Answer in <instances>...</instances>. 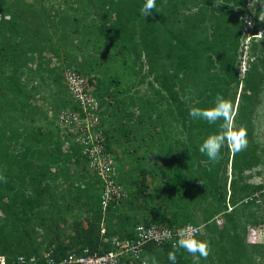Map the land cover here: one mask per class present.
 <instances>
[{
    "label": "trees",
    "instance_id": "trees-1",
    "mask_svg": "<svg viewBox=\"0 0 264 264\" xmlns=\"http://www.w3.org/2000/svg\"><path fill=\"white\" fill-rule=\"evenodd\" d=\"M57 4L48 18L33 2L0 0V257L11 263L19 255L28 258L49 249L55 259L81 248L105 252L109 240L133 237L138 225L191 224L202 227L196 238L210 246L200 264H264V246L246 242V224L255 218L249 206L238 205L223 214L220 225L214 222L227 209V191L228 203L234 205L255 189L248 180L264 171V149L253 123L264 92V39L253 44L257 55L237 93L238 16L244 0H156L154 13L146 18L141 12L143 0ZM43 47L57 66L43 57ZM90 61L96 67L106 61L110 68L113 63L137 76L129 79L125 91L113 89L109 81L106 88L100 87L102 79L95 70L86 79L99 102L111 100L112 111L101 107L98 126L115 165L114 146L124 151L122 140L125 148L134 141L121 115L131 116L134 110L140 115L137 122L145 119L149 131L144 143L133 147L132 157L143 151L152 160L151 167H139L135 179L119 178L116 167V182L128 190L131 180L133 190L104 211L99 201L101 182L78 147L72 143L64 147L70 138L60 134L56 113L48 115L53 110H78L67 92L64 72L91 73ZM144 81L145 94L138 89ZM217 94L232 104L227 122L210 125L189 115L193 107H213ZM128 96L136 107L124 100ZM37 97L50 106L37 107ZM108 116L112 122L107 129ZM222 128L227 129L228 139L220 158L210 161L199 148ZM240 128L246 131L247 147L235 151L232 133ZM156 177L162 186L154 185L150 192L149 183ZM161 189L165 196L156 201ZM39 231L41 241H37ZM173 250L147 243L140 255L150 264L161 252L169 262ZM186 253L176 250V264H194Z\"/></svg>",
    "mask_w": 264,
    "mask_h": 264
},
{
    "label": "built area",
    "instance_id": "built-area-1",
    "mask_svg": "<svg viewBox=\"0 0 264 264\" xmlns=\"http://www.w3.org/2000/svg\"><path fill=\"white\" fill-rule=\"evenodd\" d=\"M239 44L236 54V71L239 86L254 61L253 44L264 39V0H244V9L238 16ZM64 80L69 96L77 105L78 110L64 109L56 113V123L60 134L70 138L65 142L78 147L80 154L86 160L88 169L101 182L100 206L102 211L108 205H117L126 198V191L116 182V165L114 159L104 144V136L99 128L101 106L93 95L91 85L76 72L66 70ZM255 189L237 199L234 205L228 203L229 190L226 193L227 209L214 217L216 225L222 223L223 214L228 213L238 205L249 206L253 211L254 221L246 224V242L249 245L264 246V171L261 175L248 180ZM186 224L180 227H170L164 224L138 225L134 228L131 238H112L110 249L105 252L91 251L88 248L67 251L55 259L52 249L42 250L38 256H17L11 263H6L0 257V264H147L140 255L141 249L147 243L159 246L177 244L180 232L190 231ZM194 226V225H192ZM200 228V226H197ZM103 233V230H101ZM200 233V231H199ZM198 233V234H199ZM106 241V240H105Z\"/></svg>",
    "mask_w": 264,
    "mask_h": 264
},
{
    "label": "rangeland",
    "instance_id": "rangeland-1",
    "mask_svg": "<svg viewBox=\"0 0 264 264\" xmlns=\"http://www.w3.org/2000/svg\"><path fill=\"white\" fill-rule=\"evenodd\" d=\"M26 1L33 2V4L35 5V7L38 9V10L37 9L36 10L39 11L40 13H42L41 14L42 16L44 15L45 17L51 18V16L54 14V10L56 8V5H58L57 3H59V1H61V0H26ZM98 1H104V0H98ZM67 23H68V21H67ZM236 32H237V30H236ZM55 36H56L55 34L54 35L52 33L49 34V37L52 38V40L55 39ZM65 39H66V37L63 39V42H65ZM73 44H75V42H73ZM77 45H78V43L75 44V46H77ZM42 49H43L42 52H44V56L43 57L45 59H47V58L49 59L50 57H48V56H49V53L50 52L47 51V49L45 47H43ZM110 50L111 49H109V51ZM256 50H257V48H256ZM256 50H255V54L257 55ZM108 54L111 55V52H109ZM34 59L36 60V57ZM34 59H33L34 62L31 63V68L32 69L34 68L33 63H35V60ZM77 59H78L77 61H79V62L81 61V58L79 56L77 57ZM94 64L95 63H93V62L90 61L89 65H91V66H89L88 68L91 69V73L86 71V72H84V74H82L83 76L82 75L81 76L84 77L85 79H87V77H89L90 75H93V72L95 70V72H94L95 76L96 77H99L100 79H102L101 83L99 81V84H102L100 87H105L106 88L108 86L107 83L109 81V84L112 85V88L113 89L115 88L117 90H124L125 91V90H127L128 86H129V79L131 78L133 80H136V78H137V76H134V73L133 72H131V71L128 72V70H125L126 72H123L124 70L121 67L118 68L113 63H112V66L110 65V68H109V64H107L106 61H104L103 63L100 64L101 67H99V66L96 67ZM50 65L55 67V66L58 65V61L55 58H52L51 57L50 58ZM121 70H123V71H121ZM123 73H126V74L125 75H122ZM107 76H111V78L109 80H107L106 79ZM115 76H117L118 79L119 80L121 79V80L119 82H117L116 79H113ZM116 82H117V84H116ZM145 83H146V81H144L143 84L139 85L138 89H139L140 93L145 94V93L148 92V89H147V86H146ZM91 87H92V84H91ZM241 87L242 86H239L238 85L237 93H239V91L241 90ZM64 92H65V90H64ZM65 94H66V92H65ZM111 99L114 101L113 98H111ZM128 99H129V96L126 97V98L124 97V100L126 102H128L129 104H131L133 107H136L138 105L131 98L129 99V101H128ZM104 100H101L100 101V104L102 105L101 107L104 108V110L107 113L108 112L111 113L112 109L109 108L111 106V104L108 103V101H111V100H109V99H106L105 101ZM236 102H237V96H236V101L234 102V108H235ZM34 104L37 107H39V108H45V107L50 106L49 104H43V103H41V100H39L38 97L36 98ZM53 111H49L48 115L50 117L52 115H54L55 113H57L55 110H53ZM134 112H135V114H133L131 116H127L128 113L125 114V115H121L122 116L121 119L124 122H126L127 125L130 126V129H131L130 131L132 132V135L134 136L133 137L134 138V141H133V144L134 145L133 146L137 148L139 145H142L144 143V141L146 139V135H147L149 129L146 126L147 123L145 122V119H143V122L142 123H138L137 122V120H139V116L140 115L138 116V112L137 111L134 110ZM106 118L107 119H106V125H105V127L108 129V127H109L108 126V123L110 124L112 122L111 121L112 118L110 116H108ZM253 123H254V127H255L254 133L257 136L256 137L257 138V141L259 142V144H261V149H264V92H262V94L260 96V100L258 101V103L255 106V111H254V116H253ZM55 124L57 125L56 120H55ZM228 126H230V122L228 123ZM112 144L114 145V142ZM112 144H111V146L113 147ZM115 146H114V149H116ZM137 158H138V161H139V162L136 163V165H137L136 167L137 168H139V166L140 165H143V164H148V167L149 166L151 167V163H152L151 161L152 160H151V155L149 153H148V155H145V153L143 151H139L138 154H137ZM71 168L74 169L73 166ZM227 172H228V170H227ZM84 178H86V176ZM162 183L163 182L159 181V178L156 177V179H154V181H152L151 183H149L148 190L150 192H152L154 185H156V186L157 185L162 186L161 185ZM128 190L130 192H132L133 187L131 188V184L129 185ZM128 190H126L127 193H128ZM164 193H165V190L164 189H161L160 194L158 195V197L155 200L156 201H159L160 199H162L165 196ZM154 205H155V203H154ZM77 208H78V206L76 205V208L75 209H77ZM157 210L158 209L155 207V210L154 211H157ZM198 222H200V221H198ZM201 231H202V227L200 226V233H201ZM42 236H43L42 235V232L39 231L38 232L37 241H41ZM43 244L44 243H42L41 246ZM186 256H189V258H191L192 262L194 263L195 257H193L192 255H190L189 253H186ZM155 259L157 261V264H169V262L166 260V257L164 256V253H161L160 252L159 254L156 255V258ZM150 264H152L151 261H150Z\"/></svg>",
    "mask_w": 264,
    "mask_h": 264
},
{
    "label": "clouds",
    "instance_id": "clouds-1",
    "mask_svg": "<svg viewBox=\"0 0 264 264\" xmlns=\"http://www.w3.org/2000/svg\"><path fill=\"white\" fill-rule=\"evenodd\" d=\"M155 8L156 0H143L141 12L146 18L154 13ZM231 112V102L226 100L222 95L217 94L213 107H193L190 110L189 115L193 119H203L211 125L216 124L218 121L227 122L231 117ZM226 131V128H222L219 132L213 133L203 140L199 151L201 152V154L206 155L210 161H217L220 158L221 148L224 146L226 140L228 139L225 134ZM232 143L235 151H242L247 147L245 129L240 128L238 130H233ZM0 179H3V177H0ZM188 228L190 229V231L182 230L180 232V238L178 239L177 244L173 246L174 250L168 253V260L170 264H176V250L180 248L186 250L187 253L195 257L194 264H200L201 258L207 259L210 253V246L208 242L196 238L200 231V228L192 225H189ZM101 230H103L104 233V228L102 225L100 233ZM49 264H52V262L49 261ZM152 264H157L155 257L152 258Z\"/></svg>",
    "mask_w": 264,
    "mask_h": 264
},
{
    "label": "crops",
    "instance_id": "crops-1",
    "mask_svg": "<svg viewBox=\"0 0 264 264\" xmlns=\"http://www.w3.org/2000/svg\"><path fill=\"white\" fill-rule=\"evenodd\" d=\"M120 143V141H119ZM125 143L122 140V149L124 151H121L120 147H116L115 149V158L117 157V161H116V167H117V176H119V178L121 179H127V177L131 178V179H135L136 178V173L138 172V169L136 166V163L139 162L137 159V157H132L133 155V142L132 144L127 145V147L125 148ZM124 147V148H123ZM141 167V165L139 166ZM125 184V183H123ZM129 184L132 185V181H129ZM104 228V226H103ZM114 230H116V228H113Z\"/></svg>",
    "mask_w": 264,
    "mask_h": 264
}]
</instances>
